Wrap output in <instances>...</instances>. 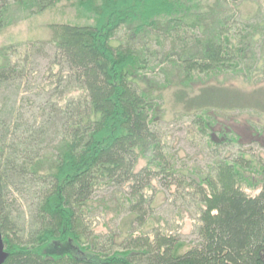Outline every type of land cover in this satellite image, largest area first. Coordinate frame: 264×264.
<instances>
[{
	"label": "trees",
	"instance_id": "1",
	"mask_svg": "<svg viewBox=\"0 0 264 264\" xmlns=\"http://www.w3.org/2000/svg\"><path fill=\"white\" fill-rule=\"evenodd\" d=\"M228 1L0 0V32L51 10L72 13L62 9L65 19L51 25L64 69L47 86L51 100L39 116L46 121L38 133L11 144L6 130L11 119L0 124L4 264H264V164L241 153L236 160L215 158L193 181L199 197L196 243L159 231L132 236L121 249L104 248L84 222L96 190L140 185L135 203L125 202L139 206L142 189L149 187L146 173L154 174L153 167L166 175L177 172L162 162L158 105L143 85L152 84L151 73L158 67L167 79L177 73L187 87L221 83L229 75L250 78L248 69L263 56L257 48H264V38L256 36L264 27L236 25ZM152 35L162 49L164 41L172 45L164 51L163 67L152 59L157 54L149 45ZM2 56L0 79H6L12 59ZM211 96L205 101L216 104ZM197 122L212 149L240 146L232 130L213 133L209 110ZM141 159L148 166L137 171ZM30 181L42 190L28 225H21L8 196L11 188L31 187Z\"/></svg>",
	"mask_w": 264,
	"mask_h": 264
},
{
	"label": "rangeland",
	"instance_id": "2",
	"mask_svg": "<svg viewBox=\"0 0 264 264\" xmlns=\"http://www.w3.org/2000/svg\"><path fill=\"white\" fill-rule=\"evenodd\" d=\"M228 2L238 21L236 25L264 27V0ZM64 8L19 21L0 32V64L5 53L12 59L11 72L5 73L8 78L0 79V124L5 126L11 119L6 128L9 130L8 144L18 143L24 134L38 133L43 120L46 121V117L42 119L39 116L51 100L52 91L47 86L58 80L59 77L54 75L64 69L51 42V25L65 19L60 12ZM65 11L71 13L70 10ZM260 32L256 36L257 41L264 38V29ZM151 37L149 45L153 51H157L152 59L163 67L162 63H166L164 51H168L172 45L170 41H164L166 47L162 49L156 41L158 37ZM262 46L257 48L258 55H263L261 61L247 71L249 79L243 75H229L220 78L221 83L212 81L206 85L198 83L187 87L180 82L177 73L167 79L164 73H160L159 67L149 75L152 84L143 85L151 90L158 105L155 129L161 141L162 162L177 172L166 175L156 172L153 167L154 174L146 173L144 183L149 187L145 191L142 189L145 194L139 206L134 203L140 185L135 189L129 185H110L94 192L84 222L86 230L92 236L99 237L104 248L121 249L132 236H154L159 231L176 235L190 245L198 242L199 197L195 187L191 186L197 180V175L205 172L215 158L236 160L239 153L253 163L264 164ZM61 88L62 85L59 91ZM205 91L212 95L211 100H215L216 104L205 101L204 97H208ZM202 110H209L216 122L213 133L222 134L223 131L232 130L240 137V146L212 149L207 137L198 130L197 116L201 115ZM0 129L4 130L5 127ZM147 166L148 162L141 159L137 171ZM250 175L254 179L259 178L256 172ZM30 183L31 187L23 185L11 188L8 196L13 217L21 225H28L42 190L39 183ZM256 194L257 191L250 193L252 196ZM127 198L134 201L131 206L125 203ZM136 258L141 259L139 256Z\"/></svg>",
	"mask_w": 264,
	"mask_h": 264
},
{
	"label": "water",
	"instance_id": "3",
	"mask_svg": "<svg viewBox=\"0 0 264 264\" xmlns=\"http://www.w3.org/2000/svg\"><path fill=\"white\" fill-rule=\"evenodd\" d=\"M7 259V254L5 252V245L3 240V235L0 229V264H4Z\"/></svg>",
	"mask_w": 264,
	"mask_h": 264
}]
</instances>
